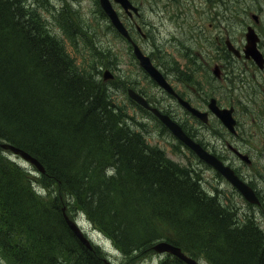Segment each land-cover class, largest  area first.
Masks as SVG:
<instances>
[{"label":"trees","instance_id":"obj_1","mask_svg":"<svg viewBox=\"0 0 264 264\" xmlns=\"http://www.w3.org/2000/svg\"><path fill=\"white\" fill-rule=\"evenodd\" d=\"M61 1L58 9L56 0H0V142L45 168L32 178L0 149V256L9 264H106L102 249L88 250L65 223L67 198L69 211L83 213L122 264L152 252L158 240L211 264H264L258 215L240 218L204 189L198 169L150 146L144 124L132 126L113 100L114 82L99 74L104 63L77 67L45 13L72 45H85L89 31ZM223 3L222 10L232 7ZM259 212L264 217V204ZM159 264L184 263L167 255Z\"/></svg>","mask_w":264,"mask_h":264},{"label":"rangeland","instance_id":"obj_2","mask_svg":"<svg viewBox=\"0 0 264 264\" xmlns=\"http://www.w3.org/2000/svg\"><path fill=\"white\" fill-rule=\"evenodd\" d=\"M167 1H160L159 7H152L146 3L145 7L141 8V16L135 18L134 23H137L143 29L147 37L142 39L136 32L134 36L142 50L155 59V64L163 71L168 69L166 72L170 75L171 82L176 90L180 94L182 93L193 106L203 110L205 108V103L209 101V97L218 93V86L213 82L212 70L214 65L218 64L214 61L222 59L221 55L212 57L215 53L214 47L217 45L215 39L217 37V30L215 29L216 22L213 15L214 10L211 4L206 3L205 0H186L185 6H179L177 4L170 9L167 7ZM217 1L228 2V4L232 6L230 9H224L228 11L227 13L221 8H218L223 16L226 17L225 19L228 18L230 23L235 22V20L231 18L233 12L237 14L238 17L242 16L243 18L246 17L244 13H250V17L252 14L264 17V0L262 1V8H257L258 10L253 11L252 6H249L251 8L247 9L246 7V12L244 11L245 7L242 3L246 6L247 2H254V0H243L242 2H238L240 0H215V2ZM67 2L73 6L72 10H76L82 27H85V29L89 31L87 34L88 40L85 45L82 41H78L76 45H72L64 32L55 23L53 17L46 13L45 15L48 19L50 30L62 39L68 54L74 59L77 67H79L80 70L90 71L92 69L90 67L91 65L98 68L100 63H104V67L99 66L101 69L99 74L102 76L103 72L108 69L114 75V80H112L114 83L109 85L111 87L113 100L116 101L129 116L134 118L133 121H130L132 126H135V121L144 124L143 130L145 134H147L146 138L148 144L164 150L167 157L174 162L182 166L198 169L200 178L202 179V186L207 192L215 194V190H218L223 199L228 200L227 202L225 201V203L237 209V212L240 213V218L255 212L256 215H258L257 219L260 221L259 224L264 231V217L256 207H250V205L241 198L227 182L217 176L214 170L200 163V161L185 147L179 145L171 134L163 130L161 125L153 120L151 115L145 114V112L129 100L126 91L129 88H133L140 94L142 93V95H145L151 102L160 101L162 102V106H167L169 103L174 105L165 94L161 93V90L156 84L152 82L139 67L138 61L131 54L127 43L109 30V21L100 14L98 0L63 1V3ZM55 3L57 8L60 9L62 1L56 0ZM133 3L137 5L141 3V0H133ZM116 9L122 16L123 12H121L120 8L116 7ZM175 14L177 17H173ZM122 19L127 22V19ZM250 21H252V19H250ZM224 23L228 22L224 20ZM262 23H264V18L262 19ZM263 27L264 24H261L259 29L261 35H263L264 32ZM230 28H236L232 41L240 47V45L245 42L242 34L239 33L235 25ZM220 33L221 35L219 38H224L222 40L225 44L227 31H222ZM187 48H190V51L187 52ZM209 48H212L210 52V57L212 58L209 59V65L206 61H203L204 57L195 65L196 54L198 55V52H201V54L207 56ZM98 52L100 53L99 56L102 62L101 59H98V55L96 56ZM188 54H190V56ZM169 69L175 70V73L169 71ZM176 70L188 74V76H190L189 82L186 84H179L176 79H173L175 78L174 76H179ZM238 75L239 74H236L237 78ZM181 77L185 79L183 75H181ZM240 77L241 76H239V78ZM242 78L244 79L237 82V87H241L243 94H240L237 89L225 88L223 92L218 94V101L227 108L233 106L237 110L236 118L241 125L240 128L244 127V136L240 138L239 146L247 150V153L253 158L252 165L249 167L242 163L235 165L241 168L240 172L243 176L247 175L245 180L252 183L261 196H264V136L260 135V132H258L257 134L259 137L256 138V135L251 133L255 128L250 122L251 113H253L251 105L248 102L250 94L246 95L247 92H249V87L246 77ZM228 85L230 84L228 83ZM246 97L248 100L244 99ZM240 99H242L243 102L240 101ZM175 109L177 114L176 118L194 129L199 135V141H203L206 145L210 143L211 145H209V148L213 149V151L219 155H229L227 150L223 153L217 150L218 146L224 144L222 142L226 139V136L216 120L211 119L209 123L205 125L195 120L192 116H189V114L183 110L178 109L177 106H175ZM3 154L18 162L22 168L28 171L26 173L30 177L36 178L30 172L35 173L37 176L41 175L40 172H35L37 169L34 166L26 163L23 159L11 152L4 150ZM37 185V181L33 180L32 187L42 190L40 186ZM43 194L45 195V192ZM44 197H46V200H49L47 195ZM68 201L69 199L67 198L63 199L62 213L63 210H65V213H68L69 216L79 224L95 247L99 248V246L103 245L106 250H109L112 260V263L110 262L111 264H122V255L114 250L111 241L107 240L106 236L99 232L98 228L91 224L83 213L78 210L71 213L69 210H72V208L67 206V203L69 204ZM152 246L151 249H153ZM102 252L105 253L103 250ZM165 256L167 255H158L152 251L140 256L137 255L132 261H125L123 263L159 264ZM104 258H106V256H104ZM196 260L201 264H211L202 257L196 258ZM104 262L110 264L106 259H104ZM0 264H8L2 256H0Z\"/></svg>","mask_w":264,"mask_h":264},{"label":"flooded vegetation","instance_id":"obj_3","mask_svg":"<svg viewBox=\"0 0 264 264\" xmlns=\"http://www.w3.org/2000/svg\"><path fill=\"white\" fill-rule=\"evenodd\" d=\"M262 1L263 0H254V2H252V1L247 2L246 6L244 5V3H242V5L245 8L247 7V9H250L251 7H249V6H252V10L255 11V10L262 8ZM232 4H233V2H232ZM216 5L224 7L225 3L219 1V2H217ZM245 8H244V11L246 12ZM249 15H250V13H248V15H246L245 18H243L242 16L241 17H238V16L234 17L233 18V20H235L234 23H232V22L230 23L228 21V18L224 19L225 16L224 17L222 15L220 16V14H218L215 18L216 19L215 20V22H216L215 29L217 30L216 31L217 37L215 39L217 41L218 48H214L215 53L213 54L212 57H215L217 55H221L222 59L214 61V62L218 63L216 66L219 67L217 70L218 75H215L213 73L214 70H212V74L214 75V77L212 76L214 79L213 82L218 86L217 87L218 93L209 97V100L214 97L217 100V103L221 108H227V107L223 106L220 103V101H218L219 100L218 94L223 92L225 90V88L237 89L240 94H243L241 87L240 86L237 87V82H239V80L244 79L242 77H246V80L248 82V87H249V92H247L246 95H249V94L250 95H249V100L247 97L244 99L248 100L249 104L251 105L252 112H253V113H251L250 122H251V125L254 126L255 130L251 133L253 135H256V138H258L259 137V135L257 134L258 132H260V135L264 136V65H263V67L258 66L252 57L246 58L245 55H241L240 57L235 56L229 49H227V47L225 48V44L222 40L224 38H221V39L219 38V36L221 35L220 32L227 31L225 39L228 38L229 40L231 39V41H232L234 39L233 36L235 35L236 28L231 29L230 27L235 25V27L238 28L239 33L242 34V36L245 40L247 32L251 29L259 37L258 47H259L260 52L264 56V42H263L264 32H263V35H261V33L259 31L261 24H264V23H262V19L264 17L258 16V15H255V17H253V15H252L250 17ZM250 19H252V21H250ZM224 20H226L228 23H224ZM129 24H130V22H129ZM263 31H264V27H263ZM245 42H246V40H245ZM245 42H243L242 45H240V47H238L235 43L236 47L241 52H243V50H244ZM211 51H212V48H209V53H207V56H203L204 57L203 61H206L208 63V65H209V59L212 58V57H210ZM204 69L206 70L205 66H204ZM207 69H208V67H207ZM174 72H175V70H174ZM236 74H239L238 78L236 77ZM165 75H166L168 81L171 83L170 75L167 73ZM181 75H182V73H179V76H181ZM179 76H174L175 78H173V79L181 78ZM239 76H241V77L239 78ZM228 83L230 85H228ZM171 84L173 85V83H171ZM161 93L165 94L167 96V98H169V100H171V103H173L175 106H177L178 109H181L184 111V109L178 103V100L175 96L166 93L164 90H162ZM177 93H178V91H177ZM178 94L183 99H186L182 93L181 94L178 93ZM242 99H243V97H242ZM242 99H240V101L243 102ZM208 103H209V101L207 103H205V108L203 109V111L208 112L209 120L214 119L219 123V125L223 129V132L226 136V139L222 142L224 144H221L220 146H218L217 150L222 152V153L225 150H227L229 155L225 156V155H219L218 154V157L221 158L226 164L232 166V168L236 171V173L242 179L245 180L246 176H243V174L240 172L241 168H239L235 165V164H240V162H241L236 155V151H239L242 154L247 155L250 159H252L253 157L247 153V150H245L244 148H240V146H239L240 138L242 136H244V134H243L244 127L240 128L241 125L239 124V122L236 118L237 110L234 107V109H235L234 117L237 121L236 133H231L225 127H223V125L219 122V120H217L214 117V115L212 113H210L208 111V105H209ZM161 104H162V102H160V101L152 102V105L154 107L160 109L164 114H167L172 119H174L175 121L177 120L178 122H180L182 124V122L179 121L178 118H176L177 114H176V111H175L176 109H175L174 105L169 103V104H167V106H162ZM230 107H233V106H230ZM182 126L190 134H192L194 136L195 133H194V131H192L190 129L189 126L184 125V124H182ZM195 138L197 139V137H195ZM256 142L258 143L257 140H256ZM202 145H204V147L209 149L210 151H213V149L209 148V145H211L210 143H208V145H206L202 141ZM258 195L262 200H264V196H261V194H258Z\"/></svg>","mask_w":264,"mask_h":264},{"label":"water","instance_id":"obj_4","mask_svg":"<svg viewBox=\"0 0 264 264\" xmlns=\"http://www.w3.org/2000/svg\"><path fill=\"white\" fill-rule=\"evenodd\" d=\"M100 5L106 15L111 20L114 27L118 30V32L126 37L127 39H131L129 32L127 28L124 26V24L121 22L117 12L114 10L112 3L110 0H99ZM115 3L120 4L123 9L130 14L129 10H133L135 13L138 12L137 8L133 7V5L129 2V0H114ZM259 41L258 37L254 33L253 30H249L247 34V45L245 47L244 53L246 54V57H252L261 67L263 66V58L260 52L257 49V42ZM228 47L230 50H232L237 56L240 55V53L231 45L230 42H228ZM134 54L136 58L138 59L140 66L161 86H163L165 89L170 91V93H173V91L170 89L168 84L166 83L165 79L163 78V75L158 71V69L153 65L150 57L145 55L141 49L138 47V45H134ZM112 76L110 75L109 71H106L104 73V79H110ZM129 96L132 100L137 102L138 104L144 106L147 109H150L158 118L170 129L172 134L180 139L184 144L189 146L196 155L212 166L216 171H218L231 185L236 188L241 195L244 197V199L250 203V204H260V201L254 192V190L244 183L242 180L239 179V177L235 174L234 170H232L230 167L225 166L218 158H216L213 155H210L208 152L204 150L202 146L195 143L190 137H188L181 127L172 121L170 117L167 115L161 114L156 109H151L146 100L140 96L138 93L130 89L128 91ZM180 103L194 116L198 117L202 121H207V114L201 113L197 109L190 106L188 102L183 101L182 99H179ZM210 109L222 120L224 125L231 131L235 132L234 126L236 124L235 120L232 117L233 109L231 110H220L216 106V103L214 100H212V103L209 105ZM0 148L3 150H7L12 152L14 155L20 156L23 160H25L27 163L33 165L37 170L41 172H45L44 166L32 155L27 153L26 151L8 144V143H0ZM241 159L244 160L247 163H250L248 160V157L241 156ZM65 220L67 222L68 227L70 230L74 233V235L81 241L83 245H85L87 248L92 249V246L88 239L83 234L81 228L78 226L76 222L71 220L66 213H64ZM153 250L159 254L169 253L173 256L177 257L181 261H183L185 264H200L195 259L187 256L181 248L169 243V242H160L156 244L153 247Z\"/></svg>","mask_w":264,"mask_h":264},{"label":"bare ground","instance_id":"obj_5","mask_svg":"<svg viewBox=\"0 0 264 264\" xmlns=\"http://www.w3.org/2000/svg\"><path fill=\"white\" fill-rule=\"evenodd\" d=\"M243 0H240V1H238V2H242ZM68 5H69V7H70V9H72L73 8V6L71 5V4H69V3H67ZM99 10H100V14L101 15H104L105 14V12H104V10H102V9H100L99 8ZM109 112V111H108ZM109 125V124H108ZM121 133V132H120ZM127 136V135H126ZM4 143H8V142H4ZM8 144H10V143H8ZM11 145H13V144H11ZM136 145V144H135ZM19 148V147H18ZM21 149V148H20ZM23 150V149H22ZM233 153V152H232ZM234 166V165H233ZM37 169V168H36ZM35 172H40L41 173V175L42 174H44L45 172H41V171H39V170H35ZM32 175H34V177H38L35 173H32V172H30ZM247 176V175H246ZM162 181V180H161ZM230 189V188H229ZM233 194H235V193H233ZM97 199V198H96ZM201 202V201H200ZM65 213V210H63V214ZM117 230V229H116ZM120 231V230H119ZM160 242H168V241H166V240H158L156 243H154L153 244V246L152 247H154L156 244H158V243H160ZM170 243V242H169ZM172 244V243H171ZM173 245H175V244H173ZM175 246H177V245H175ZM177 247H179V246H177ZM180 248V247H179ZM104 259H106V261L108 262V263H110V261L107 259V258H104ZM111 264V263H110Z\"/></svg>","mask_w":264,"mask_h":264}]
</instances>
